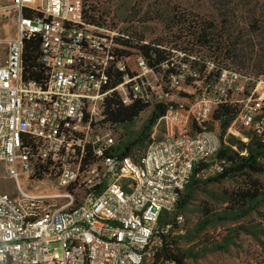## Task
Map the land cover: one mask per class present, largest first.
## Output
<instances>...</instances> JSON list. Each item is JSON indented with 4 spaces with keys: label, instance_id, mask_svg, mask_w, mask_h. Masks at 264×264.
<instances>
[{
    "label": "built area",
    "instance_id": "obj_1",
    "mask_svg": "<svg viewBox=\"0 0 264 264\" xmlns=\"http://www.w3.org/2000/svg\"><path fill=\"white\" fill-rule=\"evenodd\" d=\"M102 6L0 0V178L16 189L0 191V264H144L162 214L175 210L196 164L225 143L210 128L215 111L236 106L225 134L247 143L240 126L264 141V76L165 44L156 47L166 60L138 54L130 75L114 43L132 33L108 25ZM35 34L44 83L24 80V44ZM116 73L123 78L113 85ZM114 94L126 106H170L137 159L113 153L105 109ZM162 121L173 133L156 138ZM222 170L214 161L207 174ZM52 183L65 191L51 192Z\"/></svg>",
    "mask_w": 264,
    "mask_h": 264
},
{
    "label": "trees",
    "instance_id": "obj_2",
    "mask_svg": "<svg viewBox=\"0 0 264 264\" xmlns=\"http://www.w3.org/2000/svg\"><path fill=\"white\" fill-rule=\"evenodd\" d=\"M230 5L231 9L226 13L220 10L219 19L206 20L197 15H188L174 16L173 20L163 22L167 30L171 27L177 28L178 34L173 35L177 49L200 53L214 60L221 68L233 69L243 76L258 79L264 76V0H231ZM227 16L231 19L226 18ZM240 23L243 26H240ZM145 39L141 33L132 32V40L117 38L114 43L116 56L119 59L126 58L128 64L132 66L129 70L130 75L136 73L133 59L138 54L150 59L154 54L155 62L167 59V54L156 47L161 43L151 42L150 45H142L141 42ZM41 42L38 34L25 41L23 53L25 81L37 83L46 81V69L40 62ZM114 77L113 85H117L122 81L123 74L116 73ZM181 98L186 99L188 95L181 94ZM169 108L168 105L157 106L150 118L136 130L137 120L148 106L142 102L126 106L117 94L110 97L106 102V122L111 128L120 131L113 153L118 157L134 158L138 152L144 151L151 141L154 125ZM237 114L236 106L224 105L215 111L214 120L221 124L225 133ZM248 136V144L233 139L228 145L222 144L210 162L196 164L190 182L180 194L175 210L164 212L159 220L160 231L156 234L158 243L153 244V239L147 248L148 256L152 253L156 264H188L187 251L182 247L185 240L174 233L179 228L194 193L201 185L220 183L235 176L250 177L264 174V141L253 133ZM243 152L245 154H241ZM214 161L222 163L223 170L207 174ZM202 176L210 178L202 181ZM242 185L256 188L250 181L249 184ZM225 195L227 203L232 206L228 210L244 209L248 202L260 196L258 191L253 192L241 186L226 190ZM222 216L218 214L215 217L221 221L225 219Z\"/></svg>",
    "mask_w": 264,
    "mask_h": 264
},
{
    "label": "rangeland",
    "instance_id": "obj_3",
    "mask_svg": "<svg viewBox=\"0 0 264 264\" xmlns=\"http://www.w3.org/2000/svg\"><path fill=\"white\" fill-rule=\"evenodd\" d=\"M230 1L100 0L103 4L102 12L108 14V25L119 27L120 30H129L131 33H141L150 42L170 47H175L177 44L174 43L173 36L178 34L177 28L171 27L167 30L163 21L168 19L171 21L174 16L188 15H197L206 20L219 19L220 10L226 13L231 9ZM229 17L226 18L231 19ZM181 94L185 93L178 91V99L185 101L186 99L181 98ZM152 111L153 109L148 108L139 116L136 130H139L150 118ZM158 122L159 120L156 124ZM210 128L220 132L226 145L233 139L244 142L239 137L223 133L219 122H212ZM239 129L244 135L248 136L251 133L240 126ZM115 132L117 143L120 131L115 130ZM171 133H173L172 128L162 121L155 136L163 138ZM248 143L249 141L245 144ZM144 151L138 152L133 157L138 158ZM208 178L210 177H203L202 181ZM248 180L253 182L256 188L242 185L249 184ZM50 186L51 192L65 191L58 188L56 183ZM240 186L253 192L258 191L260 196L248 202L244 209L228 210L232 206L226 201V190ZM0 191L15 195L14 181L0 178ZM218 214L223 215L225 219L217 220L215 216ZM159 231L157 228L153 244L158 243L156 234ZM174 234L185 240L182 247L187 251L188 264H264V174L250 177L235 176L220 183H204L194 193L191 204L186 208L183 220ZM144 264H156L152 253L147 255Z\"/></svg>",
    "mask_w": 264,
    "mask_h": 264
}]
</instances>
